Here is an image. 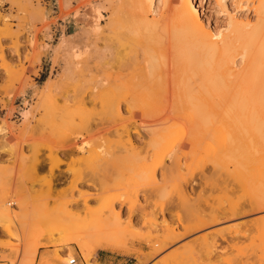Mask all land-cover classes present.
I'll list each match as a JSON object with an SVG mask.
<instances>
[{
  "label": "rangeland",
  "instance_id": "rangeland-1",
  "mask_svg": "<svg viewBox=\"0 0 264 264\" xmlns=\"http://www.w3.org/2000/svg\"><path fill=\"white\" fill-rule=\"evenodd\" d=\"M88 1L0 0V205L10 214L0 227V264H91L98 250L82 252L71 240L103 224L99 204L116 198L124 202L113 205L123 226L132 225L113 233L120 264H264V210L247 206L264 185V108H254L261 96L218 81L193 88L179 70V52L161 35L126 25L122 7L130 0H95L103 28L89 31L86 47L78 45V67L64 71L65 52L55 48L63 35L91 29L96 12ZM193 3L219 41L232 39L231 15L252 24L256 18V0ZM103 5L121 7L111 34ZM206 103L212 113L199 109ZM82 139L90 146L73 152ZM81 192L93 193L83 210ZM212 212L220 214L215 223L158 253L145 245Z\"/></svg>",
  "mask_w": 264,
  "mask_h": 264
},
{
  "label": "bare ground",
  "instance_id": "bare-ground-1",
  "mask_svg": "<svg viewBox=\"0 0 264 264\" xmlns=\"http://www.w3.org/2000/svg\"><path fill=\"white\" fill-rule=\"evenodd\" d=\"M245 1H249V0H245ZM88 2L92 6V9L94 10V12H96V15L94 17V22H93L91 29L90 30L86 29L87 31L84 30L85 28L82 29V30H84V32L81 33V35L76 34V33H75V35H68V36L63 35V37H61L59 44L55 48V51H57V53L58 52L61 53V51L65 52V55H66L65 59L66 60H65V65H64V71H68L72 67H78V65H79L78 60L80 57V51H79L80 47L78 45H81L80 43L83 44V42H81V41H84L83 45H84V47H86V45H87L86 42L88 39H90L87 36L89 31L90 32H99L100 27L103 28V26L99 27V24H98V22L100 21V18L102 17V15L100 13L101 9L99 10V7L96 6L95 0H89ZM103 2H104V0H103ZM109 2H110V0H109ZM98 5H99V3H98ZM103 6H105V5H103ZM100 8H103V7L100 6ZM120 8L121 7L114 6V5H109V7H106V12H107V14H110V16L108 19L109 23L106 22L108 24V26L106 27L107 29L105 27L104 28L109 33L110 32L112 33V23H113V20L115 19V15L121 10ZM122 9H124L123 15H124V18L126 20V25H129V24L134 25L135 29L143 30L144 33H146V34H151L154 36L155 35H161L160 37L166 41V43H164V44H166L168 46L167 47L168 49L170 47V51H171V48H173L174 51L176 50L179 52L180 60H181L180 62L182 64L180 65L181 66L180 69L178 67L177 68L180 71L185 72V74H186L187 78L189 79L193 88L196 84H197L196 85L197 87L200 84L204 85V84L210 83L211 85H213L212 82L218 81V82H221L223 84H227L229 86L228 88L231 87L232 90L233 89L236 90L237 88L248 89V91H255V92H257V95L259 94L261 96V101H259V103L257 102L256 106L254 108L257 110L264 108V0H256V4L254 7L256 18H255V21H253L254 22L253 24L249 23L248 21L247 22H240L236 16L231 15L229 17V22H230V25L232 27V31L234 32L233 33L234 35L232 34V37H231L232 39H228V40L223 39L221 41L216 40V38L218 37L219 34L213 33V31H211L208 24L205 23V21L202 19L199 12L197 11V8L195 7L193 0H130L129 3L126 5V8L122 7ZM102 10H104V9H102ZM150 15H153V18L151 20L149 18ZM81 17L83 18V15ZM116 22H114V24ZM117 25H115V26H117ZM119 27L121 28V26H119ZM119 27H118V29H119ZM133 30H131V31H133ZM76 32H78V31H76ZM114 32H116V31H114ZM135 34H137V32ZM68 37H71L72 39H74V42L71 43L70 39H67ZM117 39H115V40H117ZM91 40H93V39H91ZM118 41H120V40H118ZM105 42H106L105 43L106 47L108 49L107 53L109 54V55L107 54L109 56L107 61L109 63H111L110 61L113 60V55H112V60H111V53H110V50L112 47L111 46L112 40L110 37H107ZM90 43H89V45H90ZM92 44H93V42L91 43V46H92ZM94 44H93V46H94ZM88 49H90V48H88ZM174 51H172V53ZM105 52H106V49H105ZM105 52L103 55H106ZM56 56H58V55H56ZM85 56L82 55L81 57H85ZM88 56L86 57V59L88 58ZM237 57L239 59H237ZM119 58L121 61V57H119ZM91 59L92 58H90L89 60H91ZM117 60H118V58H117ZM60 61H61V59H60ZM108 62H105V65ZM114 62L116 63L115 59H114ZM168 62H170V61H168ZM61 63H62V61H61ZM110 65L111 64H109L108 66L106 65V66L109 67ZM170 67H171V63H170ZM173 68H174V66H173ZM173 68L171 67V69H173ZM109 69H110V67H109ZM168 70H170V68ZM171 74H172V72H171ZM128 76H129V74H128ZM121 79H122V77H121ZM188 84H187V86H188ZM210 84H209V86H210ZM187 86H185V87H187ZM214 89H216V88L214 87ZM185 92H187V91H185ZM185 96H186V94H185ZM188 99H189V97H188ZM68 103H69V101H68ZM194 104H196V103H194ZM209 104L211 105V103L204 104L205 106L208 105V107L202 106V107H205L206 109L202 108V107H200L199 109L211 112V111H209L210 110ZM212 105L214 107V104H212ZM215 106H216V104H215ZM221 106H219V107L222 108ZM198 107L199 106H196V109ZM213 107H211V109L215 108V107L214 108ZM220 108H219V110H220ZM192 110H194V109H192ZM231 111H233V110H231ZM239 111L237 109V112H239ZM25 116H27V114H25ZM166 118L168 120V117H166ZM124 135L126 136L127 132H126V134L124 132ZM129 136H130V134H129ZM80 137H83V136L80 135ZM131 137H132V135H131ZM120 138L124 139V138H127V136L126 137L122 136ZM125 140L126 141L123 140V142H124V144H126V142H128L126 145L127 147L129 146V144H132L131 139H128V140L125 139ZM83 141H86V142H83ZM83 141L82 142L78 141L80 143V144H78V142L76 140L75 143L72 144L73 146H71L72 151L76 152V153H83L85 148H87L86 146L89 145V143H88L89 140H88V142H87V140H83ZM134 141H137V140H134ZM191 141H193V140L189 139L188 143H190ZM68 142H70V141H68ZM70 145H68L67 149H69ZM186 145H187L186 142H184V141L181 142L180 149L186 147ZM132 147H133V145L131 146V148ZM121 148L124 150L123 147H121ZM52 149L53 148H51V150ZM58 149L59 148H57V150ZM63 149H64V147L62 146L61 152L64 151ZM53 151H55V150H53ZM66 152H68V151L67 150L64 151V153H66ZM58 156H60V155H58ZM68 156H70L69 160H71V162H72L73 157H71V155H68ZM60 157H59V159H60ZM64 157H62V160H64L63 159ZM171 157L172 156H170V159H171ZM176 157L177 156H175V160L177 158H180L179 156L177 158ZM262 158L264 160V157L261 156V159ZM175 160H174V162H175ZM80 165H81V162H80ZM73 167H75V166H73ZM240 167L241 166H239V169L238 168L236 169L237 172H238V170L242 171V169ZM69 168H70V166L68 167V169ZM69 170L72 172L71 169H69ZM153 171H155V168H153ZM242 172H241V174H242ZM81 173H83V172H81ZM80 175H81L80 181H82L84 176L82 177V174H80ZM83 175H85V174H83ZM238 176H241V175H238ZM234 178H235V176H234ZM55 180L57 181V178ZM98 180L99 179L96 177L95 181L97 183H99ZM243 180L246 182L245 179H243ZM80 181H78V182H80ZM87 181H89V180L87 179ZM240 181H241V179H240ZM46 182L48 183V181H46ZM96 182L92 181V185H93V183L96 184ZM248 182H250V181L247 180L246 185L249 184ZM261 182H260V179L257 180V183H259V185L261 184ZM262 183H264V182H262ZM52 184H53V182H52ZM94 186H96V185H94ZM98 186H100V184H98ZM260 186L262 187V189L260 188L261 191H259L260 190L259 189L258 190L259 192L256 193V195H254V197L251 196L253 198H250L251 200L249 202H247V206L252 211L253 210H259V211L264 210V185L262 186V184H261ZM75 187H74V189H75ZM51 189L54 190L53 188H51ZM100 189L101 190L105 189V188H103V184L100 187ZM256 189H258L257 186H256ZM52 190H51V192L55 191V190L54 191H52ZM86 192H87V190H86ZM86 192L85 193L81 192L80 194H78L80 199L76 196L83 203L81 206L82 207L81 210H83V207L85 206L87 200L90 198H93V195H92L93 193L87 194ZM253 193H255V192H252V194ZM180 195H181V193H180ZM187 195L188 194H186L185 196H187ZM188 197L189 196H187V199H189ZM183 199H185V197H183ZM79 200H73L72 201V199H71V201L73 202L72 205H75L76 207H78V204L81 203V202H79ZM101 202H103V204L102 205L99 204L101 206L100 208L103 212H105V214H107L106 221L101 225H93V226H90L87 229L81 231L80 233L76 234L72 238L71 242L77 248L81 249L82 252H85L88 249H90V252L88 254L92 253L96 249L97 250L98 249L109 250L112 252H122V250L120 249V246L117 243V240H116L115 236L113 235V233H115V231H121L123 229L124 230L131 229L132 228L131 219L128 221L127 226H123V222H122L123 217H121L120 212L115 211V209H113V207H115L113 205L115 202H119V203H124V202L118 198L112 199V201H110V199H109L106 202H105V200H103ZM69 203H71V202H69ZM187 204L189 205V203H187ZM72 207L75 208L74 206H72ZM86 207H87V205H86ZM95 207L99 208L98 204ZM242 208L243 207H241V209ZM78 209H80V206L78 207ZM78 209H74L75 210L74 212H76V210H78ZM90 209H91V207H90ZM101 210H100V212H101ZM86 211L88 212L87 214H89L90 210L88 208ZM91 211H93V210H91ZM229 212L232 215H234L235 209L231 208V209H229ZM77 213H76V215H77ZM200 213H197V214H200ZM222 214H223V212H222ZM9 217H10L9 212L4 207V205L1 204L0 205V227H1L2 221L9 219ZM219 218H220V214L216 213V212H212L210 215H207V216L204 214H200L195 220L192 219V220H194L193 222L187 223V224L182 226L183 227L182 233L179 231L176 232V231L171 230L170 233L167 232L169 234H167V233H166L167 235L164 234L165 236H163L161 240H159V238H158L159 241H157V238H156L155 242H154V240L153 241L149 240L148 242H146L145 245L150 247L154 252L158 253V252L164 250L168 245L173 244V243L177 242L178 240L184 238L186 235L188 236V234H190V233H194L198 230H201V229L215 223ZM0 246H2L1 243H0ZM36 251H37V249H35L33 252V258L36 254ZM65 256H66V258L69 257L68 255H65ZM68 260H70V259H68ZM33 263H34V261L32 259L31 264H33Z\"/></svg>",
  "mask_w": 264,
  "mask_h": 264
},
{
  "label": "crops",
  "instance_id": "crops-1",
  "mask_svg": "<svg viewBox=\"0 0 264 264\" xmlns=\"http://www.w3.org/2000/svg\"><path fill=\"white\" fill-rule=\"evenodd\" d=\"M39 252H41V250ZM114 253L117 252L98 249V251L93 256L91 264H120V262L116 259L118 255ZM76 264H85V262H83V260L81 259L79 260L78 258H76Z\"/></svg>",
  "mask_w": 264,
  "mask_h": 264
},
{
  "label": "built area",
  "instance_id": "built-area-1",
  "mask_svg": "<svg viewBox=\"0 0 264 264\" xmlns=\"http://www.w3.org/2000/svg\"><path fill=\"white\" fill-rule=\"evenodd\" d=\"M69 264H76V259L75 258H72L69 260L68 262Z\"/></svg>",
  "mask_w": 264,
  "mask_h": 264
}]
</instances>
